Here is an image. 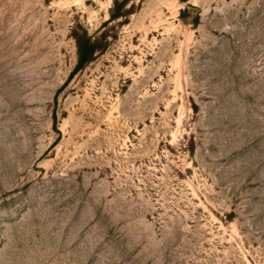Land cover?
<instances>
[{
  "label": "rangeland",
  "instance_id": "1",
  "mask_svg": "<svg viewBox=\"0 0 264 264\" xmlns=\"http://www.w3.org/2000/svg\"><path fill=\"white\" fill-rule=\"evenodd\" d=\"M115 1L0 0V264H264V0Z\"/></svg>",
  "mask_w": 264,
  "mask_h": 264
},
{
  "label": "trees",
  "instance_id": "2",
  "mask_svg": "<svg viewBox=\"0 0 264 264\" xmlns=\"http://www.w3.org/2000/svg\"><path fill=\"white\" fill-rule=\"evenodd\" d=\"M182 1L186 2L188 0ZM124 3L125 1L122 3H119L117 0L115 1V6L110 10L111 20H116L128 15V12L123 10L125 8ZM74 38L78 50V61L76 67L71 73V77L83 70L90 62H92L98 51L101 50V45L94 41L87 31H84L83 34L75 33Z\"/></svg>",
  "mask_w": 264,
  "mask_h": 264
}]
</instances>
